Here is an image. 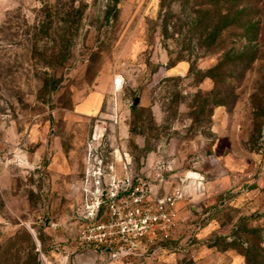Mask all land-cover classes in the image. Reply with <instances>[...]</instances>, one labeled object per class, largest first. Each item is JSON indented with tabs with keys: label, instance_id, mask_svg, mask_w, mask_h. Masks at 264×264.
Returning <instances> with one entry per match:
<instances>
[{
	"label": "rangeland",
	"instance_id": "374dc122",
	"mask_svg": "<svg viewBox=\"0 0 264 264\" xmlns=\"http://www.w3.org/2000/svg\"><path fill=\"white\" fill-rule=\"evenodd\" d=\"M124 162L187 205L180 249L110 264H264V0H0V264H103Z\"/></svg>",
	"mask_w": 264,
	"mask_h": 264
},
{
	"label": "built area",
	"instance_id": "2783aa9c",
	"mask_svg": "<svg viewBox=\"0 0 264 264\" xmlns=\"http://www.w3.org/2000/svg\"><path fill=\"white\" fill-rule=\"evenodd\" d=\"M121 88L119 78L113 81V90ZM164 165L156 162L154 176L162 180ZM112 170V169H111ZM104 188H97L91 210L85 216L78 238L80 247L91 248L110 264L117 261L148 260L156 252L166 250L165 244L180 249L179 229L181 212L186 206V193L179 186H173L162 195L153 192L149 176H140L124 162L117 175L107 174ZM99 183V181H97ZM202 230L201 224H194L188 234L189 259L197 255L195 238Z\"/></svg>",
	"mask_w": 264,
	"mask_h": 264
},
{
	"label": "crops",
	"instance_id": "0c3cea01",
	"mask_svg": "<svg viewBox=\"0 0 264 264\" xmlns=\"http://www.w3.org/2000/svg\"><path fill=\"white\" fill-rule=\"evenodd\" d=\"M154 193H156L157 195H162L160 194V191H157V190H153ZM187 205V204H186ZM186 208V206L182 209V211H184ZM181 215H182V212H181Z\"/></svg>",
	"mask_w": 264,
	"mask_h": 264
},
{
	"label": "trees",
	"instance_id": "16d2710c",
	"mask_svg": "<svg viewBox=\"0 0 264 264\" xmlns=\"http://www.w3.org/2000/svg\"><path fill=\"white\" fill-rule=\"evenodd\" d=\"M114 1V7H116V3H117V0H113ZM132 109H135V106L134 104L131 106Z\"/></svg>",
	"mask_w": 264,
	"mask_h": 264
},
{
	"label": "water",
	"instance_id": "95a60500",
	"mask_svg": "<svg viewBox=\"0 0 264 264\" xmlns=\"http://www.w3.org/2000/svg\"><path fill=\"white\" fill-rule=\"evenodd\" d=\"M137 103H138V99H137V98H135V100H134L133 104H134V105H136Z\"/></svg>",
	"mask_w": 264,
	"mask_h": 264
}]
</instances>
